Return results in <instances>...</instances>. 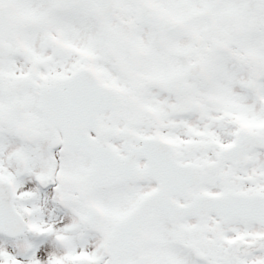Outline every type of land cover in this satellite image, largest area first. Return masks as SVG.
Listing matches in <instances>:
<instances>
[{
    "label": "snow or ice",
    "instance_id": "6c2138e0",
    "mask_svg": "<svg viewBox=\"0 0 264 264\" xmlns=\"http://www.w3.org/2000/svg\"><path fill=\"white\" fill-rule=\"evenodd\" d=\"M0 233V264H264V0H0Z\"/></svg>",
    "mask_w": 264,
    "mask_h": 264
},
{
    "label": "rangeland",
    "instance_id": "374dc122",
    "mask_svg": "<svg viewBox=\"0 0 264 264\" xmlns=\"http://www.w3.org/2000/svg\"><path fill=\"white\" fill-rule=\"evenodd\" d=\"M29 183V181H25ZM31 187L35 188L39 186L40 196L42 202H45V218L55 217L58 213H67L70 216L71 210L66 208L64 205L60 204L58 201L54 200L56 184L51 186L48 189L43 188L42 185H39L38 181L34 179L30 182Z\"/></svg>",
    "mask_w": 264,
    "mask_h": 264
},
{
    "label": "flooded vegetation",
    "instance_id": "af4514ba",
    "mask_svg": "<svg viewBox=\"0 0 264 264\" xmlns=\"http://www.w3.org/2000/svg\"><path fill=\"white\" fill-rule=\"evenodd\" d=\"M54 184H55V183L52 182V183H49V184H47V185H48L49 188H50V187L53 186ZM47 185H42V186L46 189V188H48ZM45 186H46V187H45ZM6 235H7V234L0 233V238L4 237V236H6Z\"/></svg>",
    "mask_w": 264,
    "mask_h": 264
}]
</instances>
